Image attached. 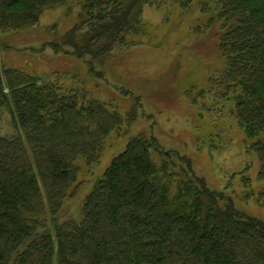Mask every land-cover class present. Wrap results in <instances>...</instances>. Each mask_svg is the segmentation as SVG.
Listing matches in <instances>:
<instances>
[{
    "label": "trees",
    "instance_id": "16d2710c",
    "mask_svg": "<svg viewBox=\"0 0 264 264\" xmlns=\"http://www.w3.org/2000/svg\"><path fill=\"white\" fill-rule=\"evenodd\" d=\"M66 1L0 0V31L34 27L47 6ZM155 1L78 0L80 23L52 47L106 60L141 30L142 8ZM180 1L185 9L195 2ZM206 3L222 22L219 49L228 61L212 86L232 94L264 183V0ZM4 112L15 132L0 135V264H264V222L210 190L189 161L166 152L155 161L154 137L133 138L112 161L80 222H56L79 161L98 162L123 120L86 94L0 65V123ZM258 201L264 205V190Z\"/></svg>",
    "mask_w": 264,
    "mask_h": 264
},
{
    "label": "rangeland",
    "instance_id": "374dc122",
    "mask_svg": "<svg viewBox=\"0 0 264 264\" xmlns=\"http://www.w3.org/2000/svg\"><path fill=\"white\" fill-rule=\"evenodd\" d=\"M206 4L195 0L186 9L180 0L145 4L141 30L127 36L106 60L93 63L68 46L61 52L52 47L63 45L80 23L78 0L47 6L34 27L0 31L3 68L86 94L110 105L123 120L106 140L98 162L79 161L74 194L56 222H80L86 196L139 136L158 140L161 150L153 151L155 161L164 158L162 152L177 155L173 158L182 165L180 159L189 161L210 190L224 193L239 212L264 222V205L258 201L264 190L258 181L259 161L233 113L232 94L212 86L228 61L219 49L222 22L213 7L203 10ZM11 122L2 113L0 135L14 134Z\"/></svg>",
    "mask_w": 264,
    "mask_h": 264
}]
</instances>
